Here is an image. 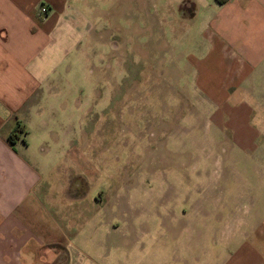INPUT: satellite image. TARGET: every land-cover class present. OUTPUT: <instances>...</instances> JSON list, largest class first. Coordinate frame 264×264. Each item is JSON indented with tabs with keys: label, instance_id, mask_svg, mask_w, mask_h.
<instances>
[{
	"label": "rangeland",
	"instance_id": "rangeland-1",
	"mask_svg": "<svg viewBox=\"0 0 264 264\" xmlns=\"http://www.w3.org/2000/svg\"><path fill=\"white\" fill-rule=\"evenodd\" d=\"M73 2L90 22L78 39L82 53L70 51L64 64L68 78L84 79L80 149L56 154L46 170L56 199L83 192L67 205L90 213L100 195L93 220L122 230L98 240L127 234L128 244L153 247L160 223L173 220L166 210L189 212L197 200L209 213L212 183L264 191V147L245 153L236 130H259L264 142V70L255 63L264 38L254 22L206 27L204 14L191 18L181 0ZM239 108L241 119L227 114Z\"/></svg>",
	"mask_w": 264,
	"mask_h": 264
},
{
	"label": "crops",
	"instance_id": "crops-1",
	"mask_svg": "<svg viewBox=\"0 0 264 264\" xmlns=\"http://www.w3.org/2000/svg\"><path fill=\"white\" fill-rule=\"evenodd\" d=\"M73 1L0 0V264H264L262 189L223 190L212 183L205 196L209 213L197 200L189 212L166 210L173 220L160 223L153 247L128 244L127 234L119 243L98 240V235L122 230L117 222L93 220L100 195L93 197L88 222L85 208L67 205L80 201L83 192L63 191L56 199L46 170L56 154L80 149L79 87L84 79L68 78L64 64L70 51L82 53L78 39L90 22ZM181 3L191 18L204 14L206 27L254 22V34L264 38V0ZM256 56L264 70V45ZM227 114L241 119L243 111ZM18 121L25 133L9 141ZM236 130L241 150L262 154L259 130L239 124ZM228 177L223 179L230 185Z\"/></svg>",
	"mask_w": 264,
	"mask_h": 264
},
{
	"label": "trees",
	"instance_id": "trees-1",
	"mask_svg": "<svg viewBox=\"0 0 264 264\" xmlns=\"http://www.w3.org/2000/svg\"><path fill=\"white\" fill-rule=\"evenodd\" d=\"M19 133H25V130L23 127L20 125L19 121L16 123V126L14 129L10 132L8 139L9 141L16 140L19 136Z\"/></svg>",
	"mask_w": 264,
	"mask_h": 264
},
{
	"label": "built area",
	"instance_id": "built-area-1",
	"mask_svg": "<svg viewBox=\"0 0 264 264\" xmlns=\"http://www.w3.org/2000/svg\"><path fill=\"white\" fill-rule=\"evenodd\" d=\"M39 10L41 15H44L46 13V7L44 6H41Z\"/></svg>",
	"mask_w": 264,
	"mask_h": 264
}]
</instances>
